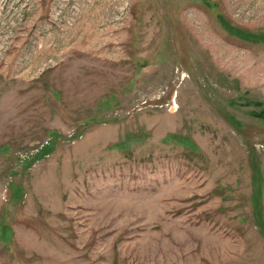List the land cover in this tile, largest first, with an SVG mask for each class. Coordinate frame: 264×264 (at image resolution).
<instances>
[{"label": "rangeland", "instance_id": "374dc122", "mask_svg": "<svg viewBox=\"0 0 264 264\" xmlns=\"http://www.w3.org/2000/svg\"><path fill=\"white\" fill-rule=\"evenodd\" d=\"M0 264H264V0H0Z\"/></svg>", "mask_w": 264, "mask_h": 264}, {"label": "bare ground", "instance_id": "6f19581e", "mask_svg": "<svg viewBox=\"0 0 264 264\" xmlns=\"http://www.w3.org/2000/svg\"><path fill=\"white\" fill-rule=\"evenodd\" d=\"M94 1V0H93ZM96 1V0H95ZM84 8V7H83ZM86 8V7H85ZM80 9H82L81 7H80ZM80 11V10H79ZM82 11V10H81ZM83 12V11H82ZM82 12H80V13H82ZM86 12V11H85ZM77 31V30H76ZM82 31H83V29H82Z\"/></svg>", "mask_w": 264, "mask_h": 264}]
</instances>
